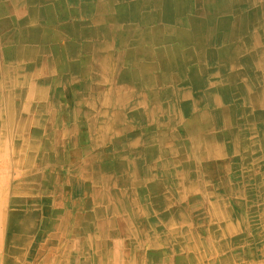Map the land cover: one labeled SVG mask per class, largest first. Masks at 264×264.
<instances>
[{"label":"bare ground","instance_id":"6f19581e","mask_svg":"<svg viewBox=\"0 0 264 264\" xmlns=\"http://www.w3.org/2000/svg\"><path fill=\"white\" fill-rule=\"evenodd\" d=\"M115 131L107 152L133 176L111 194L108 164L84 157ZM0 139L24 171L16 193L61 186L43 215L85 225L64 243L76 253L45 264L83 248L100 251L88 264H142L153 248L152 264H232L239 197L264 199L248 189L264 175V0H0ZM44 161L61 172L39 174Z\"/></svg>","mask_w":264,"mask_h":264},{"label":"crops","instance_id":"0c3cea01","mask_svg":"<svg viewBox=\"0 0 264 264\" xmlns=\"http://www.w3.org/2000/svg\"><path fill=\"white\" fill-rule=\"evenodd\" d=\"M72 96L73 95L71 93L67 92L65 97L67 99H71ZM35 102L43 103L44 101H42L40 98H36ZM89 109H90V105L89 106L87 105L86 110H89ZM20 110H21V107L19 108L18 111ZM68 125L65 124L64 126L67 128ZM32 127L34 129H39L40 131L42 129L41 125L39 126L33 125ZM78 135H79V132H76L75 136L77 137ZM117 135H119L118 136L119 139L120 138L122 139L125 136V133L123 131H115L114 133H112V135H108L102 132L95 134V136L91 139L89 143L90 154L84 157L87 159L91 157H97V159L101 158V160L100 159L97 160L96 163L100 162L98 164H104V163L108 164V169L105 170L107 171L105 173H107L111 177L112 185L105 187L103 191L104 192L110 191L111 194L119 191V189L121 188L120 182L122 183L123 180L127 179L128 177L133 176L132 174L129 173V170L123 171L122 169L118 168L117 165L120 163V161L117 160L118 158L115 157V155L119 156V154H117L116 152H113L112 154L110 152H107L113 147L115 143L114 140ZM17 139L20 140V143L22 142L20 138H17ZM1 140L2 139H0V141ZM11 140L12 139L10 138H8L7 140L5 139V141H7L8 143V148H10L11 146L10 145ZM1 147L2 146L0 144V206H4V202L6 200L5 206L13 205L19 208L18 213L16 212L12 213L11 211L6 214L3 212L2 215L0 216L1 217L0 218V245L2 248V252L0 254H2L3 256L2 263L5 260V264H45L43 260V256H42V254L45 253V251L39 254L37 250L39 249L41 250L40 247H43L46 241H47L46 245L51 247V249L48 248L46 250V254H47L46 260L49 258V256L52 258L55 255L56 251H60L59 250L60 247H64L68 255L76 253V252L71 251V249H68L67 248L68 244H64V243L67 240H71L73 237H76V238L85 237L86 233L82 230L85 227V225L83 226L82 224H80V221L76 216H72V218H62V219L57 218V216H51V215L44 216L43 213H40L37 209L39 207H42L45 204L47 205L54 204V200L57 201L59 197H63L64 194H66L65 193L66 189L65 188L62 189L60 188L61 186L51 183V185L48 187V190L50 191L47 193H45V191L38 186L36 187L32 186L31 189L29 188V191L25 195L24 193H19V194L16 193L17 190L15 187L16 186L15 184L19 179L22 181L21 176L22 174H24V171H22V169L18 170L16 167H12L9 156L5 152L4 148L1 149ZM72 148H77V147H74L73 144H71L70 149L69 147H67V145L62 147L61 149L62 156L69 155V152ZM43 156L46 157L45 155ZM37 171L41 175H45V174L53 175L57 172H61L60 169H55V167H53L48 161L42 162L41 166L39 167ZM254 185L259 187L260 189L263 188L264 175L261 178L256 179L252 184L248 185V189L249 187H253ZM68 191L70 190L68 189ZM53 194H55L54 197H53ZM245 195L246 196L244 197H239V200H241L242 205L246 207L245 208L246 211L244 212L245 215H244L243 221L240 222V227H239L238 232L235 234V236L233 234V237H239V238L242 237V240L244 241L243 243L240 244V247L242 248V250H244L243 247H246L248 244L252 242L251 254L254 255V253H256L257 256H261L262 250H264L263 199L262 201H258L259 202L258 203L257 200L254 199L250 194H245ZM24 200H28L30 202L28 206L33 208L34 214L26 215V216L19 214V212L22 210L20 205L23 204ZM26 203L27 201L24 203V205ZM171 213L173 214V211ZM118 216L119 215L112 214V218H117ZM58 225H61L60 226L61 228L63 227L68 228L70 229V231L67 234H60L59 232L56 231V226ZM67 226H70V227H67ZM68 235H71L70 238L68 237L69 239L66 237ZM94 237L97 239V235L93 237L90 236V238H94ZM106 239L108 241L110 239L111 241L112 240L116 241L119 239V237H113V236L104 237V238L102 237L99 240V242H102V243L107 242ZM59 241H60V244H59ZM178 245H179V241L175 240V242L173 243V246L177 247ZM56 246L59 249L56 250ZM168 246L170 247V245ZM168 246H167V249H171V247L168 248ZM255 246H258V248L256 249ZM152 250H153L152 252L155 253L156 249L155 251H154V248ZM231 250L232 249L228 250L229 255H230ZM90 251H87L85 248H83V251H79V252L81 253L85 252V254L81 256L80 260L77 262H70L69 264H81V263L88 264L87 263L88 262L87 253ZM149 251L144 252V253H148ZM91 252L96 253L100 251H91ZM37 254L41 255L42 257L41 258L34 257V256H37Z\"/></svg>","mask_w":264,"mask_h":264},{"label":"rangeland","instance_id":"374dc122","mask_svg":"<svg viewBox=\"0 0 264 264\" xmlns=\"http://www.w3.org/2000/svg\"><path fill=\"white\" fill-rule=\"evenodd\" d=\"M263 204H264V199H263ZM38 209V211L40 212V213H42V207H39V208H37ZM18 210H19V208H17V207H15V206H13V205H6V206H0V212L1 213H9V212H11L12 211V213H18ZM9 217V216H8ZM200 229H202V226L200 227ZM263 229H264V227H263ZM57 242V241H56ZM46 243H47V241H46ZM46 243H45V245L43 246V247H40L41 248V250L39 249V250H37V252L40 254L41 252H43V251H45V253H43L42 254V256H43V260L45 259V261H46V257H47V254H46V250L49 248V249H51V247L50 246H47L46 245ZM263 243H264V241H263ZM59 244H60V241H59ZM251 244H252V242L250 243V244H248L246 247H243L244 248V250H242L243 252V254L241 253V255H240V257H238V254H237V252H236V250H234V249H232L231 250V252H230V256H232L233 257V262H232V264H264V251L262 252V255L261 256H257V258L255 259V261H254V255L253 254H251ZM253 246H254V244H253ZM57 249H59L57 246H56V250ZM60 249H62V247H60ZM153 250H150L148 253H144V255H145V257L143 258V262H142V264H145V263H147V264H152V263H150V262H147L146 261V258H151V256H153L154 255V252H152ZM154 251H155V249H154ZM156 251L157 252H162V250L161 249H159V250H157L156 249ZM2 252V248H1V245H0V253ZM106 252H104V254H105ZM39 254H37V256H34V257H36V258H41L42 256L41 255H39ZM162 255H164V253H162ZM234 255V256H233ZM236 256V257H235ZM2 258H3V256H2V254H0V264H5V260H4V262L2 263ZM234 261H235V263H234ZM258 261V262H257Z\"/></svg>","mask_w":264,"mask_h":264}]
</instances>
